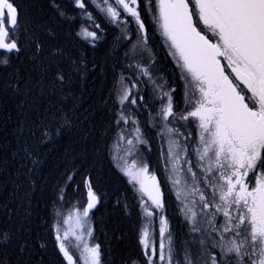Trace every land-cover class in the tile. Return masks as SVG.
Instances as JSON below:
<instances>
[{"label":"snow or ice","instance_id":"1","mask_svg":"<svg viewBox=\"0 0 264 264\" xmlns=\"http://www.w3.org/2000/svg\"><path fill=\"white\" fill-rule=\"evenodd\" d=\"M51 3L61 16L65 15L56 0ZM86 3L112 24L126 26V17L135 21L140 43L133 48L134 61L136 55L148 51L141 0H74V7L98 29L100 25ZM143 8L153 16L186 82L185 108L179 111L173 98L175 90L156 85L160 106L155 118L157 135L165 145L161 159L173 194L190 231L200 234L202 246L196 260L187 250L183 262L177 259L179 252L174 249L164 214L160 183L136 151V145L148 142L138 120L126 110V102L137 104L132 89L138 82L129 87L122 76V93L118 96L122 108L116 123L135 127L131 135L126 130L119 133L117 147L125 141L129 147L123 155L114 154L113 159L139 193L144 220L139 244L147 264H264V0H145ZM19 29L14 0H0V64L8 65L12 55L20 52ZM77 36L93 46L100 39L89 27H81ZM59 54V49L52 52L53 57ZM129 66L138 69L139 76L152 80L146 65L136 62ZM56 79L62 86L66 80L59 71ZM192 125L195 133L181 132V128ZM130 156L136 157L131 164ZM73 179L74 175L68 176L69 181ZM84 183L86 204L64 217V227L53 226L55 239L66 264H79L73 247L83 264H103L101 246L85 239L93 235L89 218L100 198L90 178ZM157 215L158 251L150 232ZM221 216L222 221L218 219ZM207 241L218 253L205 247Z\"/></svg>","mask_w":264,"mask_h":264},{"label":"trees","instance_id":"2","mask_svg":"<svg viewBox=\"0 0 264 264\" xmlns=\"http://www.w3.org/2000/svg\"><path fill=\"white\" fill-rule=\"evenodd\" d=\"M56 2L65 15L51 0H14L20 52L0 64V264H66L53 226L84 206L86 178L100 198L89 219L103 264H147L138 193L111 156L125 127L116 123V79L131 61L128 42L99 10L86 6L97 29L73 3ZM145 25L157 27L154 18ZM81 27L97 31L95 46L77 36ZM166 196L177 259L183 262L187 250L196 260L200 234L193 236L176 198ZM205 247L218 253L210 241Z\"/></svg>","mask_w":264,"mask_h":264},{"label":"flooded vegetation","instance_id":"3","mask_svg":"<svg viewBox=\"0 0 264 264\" xmlns=\"http://www.w3.org/2000/svg\"><path fill=\"white\" fill-rule=\"evenodd\" d=\"M144 2L145 0H141L142 19L147 22L148 20H152L153 16L151 15V13L143 12ZM86 6L95 8L91 3H88ZM124 15L126 17V14ZM126 18L129 21L126 26L116 25L112 23L111 24L116 30H118L119 36L124 42H128L132 39L133 36H137V39L131 45V61L129 62V65H134V63L136 62L146 65L147 67H149L152 73V80L150 81L143 76H139L138 69H136L134 66L130 67L128 65L127 69L125 71H122L118 77L117 83L119 89L117 92V100L118 96L122 93V76L125 78L124 83H126L129 87L131 86V84L138 82V86L132 89V92L136 94L135 98L137 99V104L132 105L129 102H126V110L127 112L132 114L135 119L138 120L139 126L141 127V130L144 133V138L148 142L147 145H136V151L138 153L139 158L142 161L148 163L149 170L156 174L157 180L161 186L163 200L166 204L168 202L166 195H173V190L172 185L169 183L168 180L169 173L168 171H166L165 165L161 159V152L165 150V145L157 135L159 128L156 125L155 112L159 110L160 100L158 99L159 92L156 88V85H162L164 90H175L173 92V98L175 104L178 106L177 110L179 111L185 108V80L181 78V70L176 65L174 58L169 55V49L164 43L166 40L161 35L158 27L150 29L146 27L148 37V43L146 45V48L148 49V51H143L141 55H136L135 61L132 59L133 48L140 43V34L135 21L132 20L130 17ZM149 37L152 38L151 41H149ZM125 127L124 129L126 130L127 135H131L130 130L135 126L129 124L125 125ZM185 131H191L195 133V125H192L187 129L181 128V132ZM188 142L192 143L191 140ZM134 158L136 157L133 156L132 159ZM144 199L147 200V197H144ZM168 211H170V208L164 209V214L166 216ZM168 218L169 217L167 216V219ZM218 219L222 221L223 217H218ZM158 225L159 216L157 215L151 224V233L154 237L155 244L157 243V240L160 241L159 232L158 234H155L158 229ZM170 229L171 224L169 223V231ZM158 249L159 245L157 247V251Z\"/></svg>","mask_w":264,"mask_h":264},{"label":"rangeland","instance_id":"4","mask_svg":"<svg viewBox=\"0 0 264 264\" xmlns=\"http://www.w3.org/2000/svg\"><path fill=\"white\" fill-rule=\"evenodd\" d=\"M69 2H71V3H73L74 4V0H68ZM88 3H86V5H87ZM96 9V8H95ZM98 10V9H97ZM104 15V14H103ZM202 26V25H201ZM203 27V26H202ZM89 30H92V29H89ZM209 35H211L210 33H209ZM165 43V45L167 46V42L165 41L164 42ZM167 48H168V46H167ZM169 49V48H168ZM132 54V53H131ZM133 55V54H132ZM186 83V82H185ZM125 129H126V127H125ZM124 129V130H125ZM119 138V137H118ZM117 144H118V140H117V142L115 143V145H114V147H113V149L111 150L112 151V153H111V156H112V159H113V155L114 154H117V155H123V150H126L129 146L126 144V141L125 142H123V143H121V144H119V147H117ZM132 158H133V156H130V157H128V162H129V164H131V161H132ZM113 161H114V163H115V165H116V167L118 168V170L120 171V169H119V167L117 166V163H116V161L113 159ZM121 172V171H120ZM128 178V177H127ZM129 179V178H128ZM138 187V186H137ZM173 196L175 197V195L173 194ZM176 198V197H175ZM86 202H87V189H86V194H85V202H84V205L86 204ZM83 208V206L80 208V209H82ZM68 216V215H67ZM59 225H61L62 227H64L63 226V220L61 221V223H59ZM159 225H158V229H157V231L155 232V234H158V232H159ZM151 227H150V232H151ZM194 235H196V233H194L193 234V236ZM85 239L86 240H88L89 241V243L90 244H96L94 241H92V238H89V237H87V236H85ZM217 239H218V237H217ZM157 240V239H156ZM72 244L74 245L75 243H76V241L74 240V238L72 239ZM159 242L160 241H158L157 240V243H156V247H158V245H159ZM211 242V241H210ZM72 250V252L75 254L74 255V258L77 260V261H79V264H83V262L82 261H80L79 260V256H80V253H79V251H77L74 247L71 249ZM214 251H218V249H213Z\"/></svg>","mask_w":264,"mask_h":264},{"label":"bare ground","instance_id":"5","mask_svg":"<svg viewBox=\"0 0 264 264\" xmlns=\"http://www.w3.org/2000/svg\"><path fill=\"white\" fill-rule=\"evenodd\" d=\"M136 39H137V36H133L132 39H131L130 41H128V49H129L128 53L131 52V45L134 43V41H135ZM119 75H120V74H119ZM116 81H118V77H117ZM117 84H118V83H117ZM176 205H178V207L180 208V205H179L178 202H177ZM165 207H166V206H165ZM169 208H170V209H173L174 206H172V205L170 204V205H169Z\"/></svg>","mask_w":264,"mask_h":264},{"label":"water","instance_id":"6","mask_svg":"<svg viewBox=\"0 0 264 264\" xmlns=\"http://www.w3.org/2000/svg\"><path fill=\"white\" fill-rule=\"evenodd\" d=\"M56 240V239H55ZM62 255V254H61Z\"/></svg>","mask_w":264,"mask_h":264}]
</instances>
